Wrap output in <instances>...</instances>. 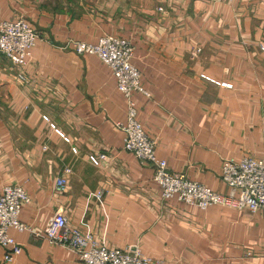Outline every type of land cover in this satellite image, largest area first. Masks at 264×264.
<instances>
[{
    "label": "crops",
    "instance_id": "crops-1",
    "mask_svg": "<svg viewBox=\"0 0 264 264\" xmlns=\"http://www.w3.org/2000/svg\"><path fill=\"white\" fill-rule=\"evenodd\" d=\"M20 18L39 35L32 56L19 67L0 54V189L30 196L20 220L44 232L62 213L99 244L162 264H264L261 213L162 199L152 167L124 150L127 104L112 70L74 47L131 41L150 93L132 97L157 156L229 195L223 161L264 158V0H0V23ZM91 154L105 155L100 166ZM9 234L22 246L11 264H85L31 232Z\"/></svg>",
    "mask_w": 264,
    "mask_h": 264
},
{
    "label": "built area",
    "instance_id": "built-area-1",
    "mask_svg": "<svg viewBox=\"0 0 264 264\" xmlns=\"http://www.w3.org/2000/svg\"><path fill=\"white\" fill-rule=\"evenodd\" d=\"M38 40L37 31L23 18L0 23V54L16 66L26 65ZM74 47L79 55L97 56L112 70L117 89L127 104V123L122 127L125 133L124 150L132 153L141 163L152 167L163 200L193 204L202 210L223 206L251 214L261 213L264 221V158L244 157L241 160L223 161L221 180L230 189L229 195L218 194L184 175L171 173L167 162L157 156L156 142L147 135L138 119V108L132 96L140 93L149 98L150 93L143 87L141 73L133 64V43L106 35L96 44L76 42ZM258 48L264 54V43H259ZM202 77L214 82L207 76ZM222 86L232 88L231 84ZM57 132L64 137L59 130ZM73 152L77 154V149H73ZM88 159L94 166H100L105 155L91 154ZM71 172L72 169L65 170L66 174ZM66 186L64 178L57 180L60 192L64 193ZM97 197L101 198L102 194ZM30 201V196L21 186L7 185L0 189V247L5 249V264L13 263L22 253V246L9 234L11 229L31 232L35 237L46 239L54 247L68 249L85 264H162L146 257L138 249L108 248L99 244L92 236L71 227L62 213L52 217L44 232H36L20 220L22 207Z\"/></svg>",
    "mask_w": 264,
    "mask_h": 264
}]
</instances>
